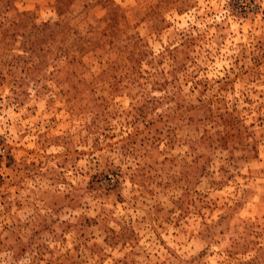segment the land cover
I'll use <instances>...</instances> for the list:
<instances>
[{
    "label": "rangeland",
    "instance_id": "374dc122",
    "mask_svg": "<svg viewBox=\"0 0 264 264\" xmlns=\"http://www.w3.org/2000/svg\"><path fill=\"white\" fill-rule=\"evenodd\" d=\"M0 264H264V0H0Z\"/></svg>",
    "mask_w": 264,
    "mask_h": 264
},
{
    "label": "built area",
    "instance_id": "2783aa9c",
    "mask_svg": "<svg viewBox=\"0 0 264 264\" xmlns=\"http://www.w3.org/2000/svg\"><path fill=\"white\" fill-rule=\"evenodd\" d=\"M0 152H1V146H0Z\"/></svg>",
    "mask_w": 264,
    "mask_h": 264
}]
</instances>
